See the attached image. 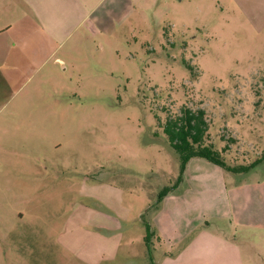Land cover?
I'll return each mask as SVG.
<instances>
[{
  "label": "rangeland",
  "instance_id": "rangeland-1",
  "mask_svg": "<svg viewBox=\"0 0 264 264\" xmlns=\"http://www.w3.org/2000/svg\"><path fill=\"white\" fill-rule=\"evenodd\" d=\"M165 1L148 0L105 33L74 26L61 0H48L67 22L60 36L46 44L40 33L28 46L18 30L12 57L0 47V264H218L216 251L182 250L205 221L203 230L240 240L254 264L239 235L203 219L218 204L216 173L200 171L216 180L201 202L191 171L177 180L180 156L163 124L183 106L202 109V144L227 164L263 154L264 0ZM8 2L0 25L19 19ZM158 223L182 242L166 245Z\"/></svg>",
  "mask_w": 264,
  "mask_h": 264
},
{
  "label": "crops",
  "instance_id": "crops-1",
  "mask_svg": "<svg viewBox=\"0 0 264 264\" xmlns=\"http://www.w3.org/2000/svg\"><path fill=\"white\" fill-rule=\"evenodd\" d=\"M9 1H11L7 3L9 11L13 13V16L19 14V19L10 20V22L0 25V47L9 48V51L5 53L6 59L12 57V48L17 46L18 30L25 31V36L29 40L27 45L31 46L32 38L38 37L40 33L43 43L45 40L47 44L50 36H60L62 28L67 26V22L59 21V18L55 19V14L51 11L52 4L50 5L48 0ZM154 1L155 5L158 6L162 0ZM167 1L164 2V5L167 4ZM183 2L185 0H176L175 4L181 5ZM61 5L60 14L65 12L66 20L70 19L74 26L85 20L89 23L91 31L102 30L107 33L116 24L118 26L124 24V21L133 13L135 8L147 7L148 0H61ZM73 7L81 10L80 19L75 17L78 12H75ZM3 36L8 38L4 42L1 40ZM59 61L61 60L59 59ZM217 166L201 157H192L188 160L184 171H191L189 175L187 174V177L191 178L189 185L191 188L199 190L196 191V194L202 192L201 195L194 197V202H201L205 195L212 194L209 187L216 182L212 178L211 184L208 185L200 171H205V169L214 171L217 175L216 183L219 184L218 204L216 208H213L207 203L204 206L203 219L211 218L231 232L233 230V234L239 235L246 245L244 248L246 255L251 256V260L246 256L249 263L256 264L257 259L254 256H264V164L263 166L257 164L247 172H231ZM205 186L207 188L203 190ZM169 199L171 200L172 197H166L164 201ZM155 220L158 222L159 217H156ZM203 223V225L208 226L206 221ZM200 225L201 222H198L196 227L201 228ZM206 226H202L201 229L197 228V234L189 240L182 250L185 251L197 245L203 252L202 255H209L210 251H216L221 256L218 264H244L240 240L237 241L235 237L230 235V232V234L226 232H220L218 235L212 234L209 230H203V227ZM155 228L165 238L168 246L180 244L184 238V236H166L159 223L155 224ZM197 241L198 243H196ZM232 255L234 259H232ZM203 261L215 263L214 258L211 260L203 258Z\"/></svg>",
  "mask_w": 264,
  "mask_h": 264
},
{
  "label": "trees",
  "instance_id": "trees-1",
  "mask_svg": "<svg viewBox=\"0 0 264 264\" xmlns=\"http://www.w3.org/2000/svg\"><path fill=\"white\" fill-rule=\"evenodd\" d=\"M207 123L204 119V111L197 109L191 110L188 107H181L179 114L175 116H168L163 124V132L166 135L168 144L178 152L180 156V169L179 177L177 180H181L183 171L188 160L192 157L205 158L207 161L220 166L222 169L231 172H247L251 168L255 167L260 162L264 161V152L254 161L247 165H229L226 163L220 152L214 149L210 144H202L203 135L206 131ZM171 186H164L161 188L157 195L156 204L158 205L162 198L171 192ZM152 233L149 231V227L146 224V234L144 241L149 253L150 259H152L150 250V236ZM161 240L160 236H156ZM161 242V241H160ZM152 264H155L151 260Z\"/></svg>",
  "mask_w": 264,
  "mask_h": 264
}]
</instances>
